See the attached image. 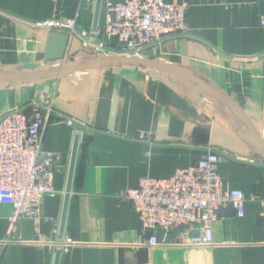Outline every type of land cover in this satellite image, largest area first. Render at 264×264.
I'll return each instance as SVG.
<instances>
[{
  "label": "crops",
  "instance_id": "1",
  "mask_svg": "<svg viewBox=\"0 0 264 264\" xmlns=\"http://www.w3.org/2000/svg\"><path fill=\"white\" fill-rule=\"evenodd\" d=\"M107 0H102V4ZM113 2L123 0H110ZM179 3L181 0H165ZM186 33L167 35L148 58L192 73L229 101L214 99L182 75L147 66L107 63L42 79H0V117L50 105L41 148L60 156L51 174L56 192L40 207L35 228L18 220L0 264H53L36 243L37 233L56 238L73 140L78 146L63 236L72 241L59 264H264V212L245 204L239 218L224 206L212 223L213 242L189 241L196 229L147 230L121 193L144 176L166 178L217 153L223 189L264 194V0H189ZM95 0H0V71L53 70L116 55L83 45L79 35L37 26L75 18L83 40L103 39L101 5L92 29ZM8 205L0 206V240L6 237ZM184 232L180 236V232ZM154 234L157 243L146 240Z\"/></svg>",
  "mask_w": 264,
  "mask_h": 264
},
{
  "label": "built area",
  "instance_id": "2",
  "mask_svg": "<svg viewBox=\"0 0 264 264\" xmlns=\"http://www.w3.org/2000/svg\"><path fill=\"white\" fill-rule=\"evenodd\" d=\"M91 2L92 0H84ZM189 0L168 3L165 0H107L102 4V34L99 43L83 40L86 31H76L75 18L57 17L37 23V26L60 29L70 35H79L88 48L104 51L110 42L116 44L115 53L126 56H145L152 46L159 45L172 33H186V11ZM264 25V21H261ZM98 33V30H96ZM52 107H35L29 117L23 109H14L0 117V206L8 205L6 237L0 240V249L18 242L15 234L18 220L30 218L36 229L42 220L40 207L46 195L56 189L51 174L59 168L60 156L41 148V135L49 122ZM219 157L208 151L195 164L178 168L166 178L144 176L138 185L121 193L137 213L144 229H196L189 237L193 244L213 242L212 223L220 210L231 205L235 215H245L247 202L258 203L264 212V194L245 195L240 189H223L217 169ZM184 232H180L183 236ZM36 243L54 255L64 254L72 241L64 236L52 238L37 233ZM148 245L156 244L151 234Z\"/></svg>",
  "mask_w": 264,
  "mask_h": 264
},
{
  "label": "water",
  "instance_id": "3",
  "mask_svg": "<svg viewBox=\"0 0 264 264\" xmlns=\"http://www.w3.org/2000/svg\"><path fill=\"white\" fill-rule=\"evenodd\" d=\"M102 0H95L94 4V12H93V20H92V29L96 30L98 26L100 10H101ZM107 63H118V64H131L136 66H147V67H155L159 69H163L177 75H182L187 77L190 81H192L199 89L207 93L210 97L214 99L229 101V99L225 96L219 95L218 92L213 89L211 86L206 85L201 79L196 77L190 72H187L181 68L173 67L167 64H164L156 59L148 58L146 56H126V55H105L101 57L96 62L90 63H82V64H64L62 63L59 67L53 70H35V69H23V70H15V71H0V79H42L47 77H60L66 76L75 70H82L88 67H100ZM78 134L75 135L73 140V146L71 151V158L68 168L67 181L64 190V200L60 217V226H59V236H63L65 221L67 216V210L69 205V198L71 192L73 171L75 165V158L78 146ZM255 142L259 146L262 151H264V142L255 137ZM60 251L57 250L54 253L53 264H59L60 262Z\"/></svg>",
  "mask_w": 264,
  "mask_h": 264
}]
</instances>
